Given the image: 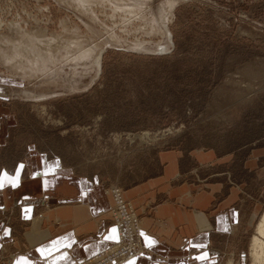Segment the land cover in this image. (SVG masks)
Segmentation results:
<instances>
[{"label":"rangeland","instance_id":"374dc122","mask_svg":"<svg viewBox=\"0 0 264 264\" xmlns=\"http://www.w3.org/2000/svg\"><path fill=\"white\" fill-rule=\"evenodd\" d=\"M100 1L88 16L62 0H0V170L40 151L104 176L106 191L157 173L165 147L214 148L241 198L218 264H251L264 212V0ZM66 19L74 44L47 58L10 52L11 41H35L11 20L52 37L72 35Z\"/></svg>","mask_w":264,"mask_h":264},{"label":"crops","instance_id":"0c3cea01","mask_svg":"<svg viewBox=\"0 0 264 264\" xmlns=\"http://www.w3.org/2000/svg\"><path fill=\"white\" fill-rule=\"evenodd\" d=\"M31 155L0 170V264H76L110 246L117 229L108 180L58 156ZM157 155V173L123 186L146 249L123 264H218L220 237L241 215L240 189L218 174L219 151L165 147Z\"/></svg>","mask_w":264,"mask_h":264},{"label":"bare ground","instance_id":"6f19581e","mask_svg":"<svg viewBox=\"0 0 264 264\" xmlns=\"http://www.w3.org/2000/svg\"><path fill=\"white\" fill-rule=\"evenodd\" d=\"M62 1H64L68 5L74 6L76 9H78L79 11H82V13H84V14L89 16L91 11H90V8H89L90 6H88V5L90 4L91 6L92 5L94 6L95 2L100 1V0H62ZM76 6L80 7L81 10L79 8H77ZM83 6L85 7L84 8L85 10L82 8ZM121 10H123V9H121ZM125 13H130V15L132 16L131 19H133L134 13H133L132 9L128 8V10H126ZM34 19L39 23V21H40L39 18L34 16ZM14 20H11L9 24L7 23L8 24L7 28L9 30L14 31V33H15V31H17L21 36L26 37L27 39L32 38V37L35 38L34 39L35 41L33 42L34 45L31 44V42L15 43L14 42L15 40L11 41L10 42L11 44L9 42H6V43L10 44V46H9L10 52H12V54L16 58L21 59V60L27 59V57H26L27 55H25L24 52L26 53L28 51H30V52H28V53H30V56L34 55V58L35 57L36 58H43V57L47 58V55H49L48 53H50V48L55 47L56 44H58V43H60V44L64 43V45L70 46V44H72V43L74 44V40L77 39V37H78L77 33H76L78 29L77 28L75 29V28H72V27L68 26L69 20H67V19L66 20H62L63 21L62 22L63 23L62 26H64V29L67 30L66 31L67 33L68 32L69 33L72 32V35L70 36L69 34H66L67 36L66 35L62 36L60 34L59 35L58 34H53L52 37H49L45 32L42 33L41 32L42 29L40 30V32L36 31L35 34H33L32 31H28V29H25V28L23 29L20 22H16ZM2 24H3V22L0 19V26ZM146 32H148V31H146ZM149 32H151V30ZM11 33H10V35H11ZM64 36L68 37L67 40H66V38ZM7 37H9L8 34H1L0 35V39H4V38H7ZM10 37H14V36L11 35ZM17 39H19V38H17ZM7 40H8V38H7ZM40 40H42V42H43L41 47H39L40 45H38L39 44L38 42ZM38 48H40V49H38ZM1 53H2V57L5 58V60H6L5 62H10L11 60L14 59V58L10 57L9 55H7V53H5L3 50H1ZM101 56H102V53L100 54L99 59L101 58ZM69 57H68V59H69ZM97 63H99V60H98ZM142 136L139 135V137L143 138ZM253 235L254 236L252 238V243H251V248H250V258H251V262H252L251 264H264V212L261 215L260 220L258 221V223L256 225V232ZM233 263H234V260L231 258L227 264H233Z\"/></svg>","mask_w":264,"mask_h":264},{"label":"built area","instance_id":"2783aa9c","mask_svg":"<svg viewBox=\"0 0 264 264\" xmlns=\"http://www.w3.org/2000/svg\"><path fill=\"white\" fill-rule=\"evenodd\" d=\"M112 197V216L117 239L106 249L90 257H82L76 264H123L146 249L141 234V216L134 202L123 194L119 184L106 189Z\"/></svg>","mask_w":264,"mask_h":264},{"label":"water","instance_id":"95a60500","mask_svg":"<svg viewBox=\"0 0 264 264\" xmlns=\"http://www.w3.org/2000/svg\"><path fill=\"white\" fill-rule=\"evenodd\" d=\"M169 33V32H168ZM170 34V38H171V40H172V37H171V33H169ZM167 52V49L166 48H163V47H158L157 49H156V51L155 52H153V53H156V54H164V53H166ZM103 55V54H102Z\"/></svg>","mask_w":264,"mask_h":264}]
</instances>
